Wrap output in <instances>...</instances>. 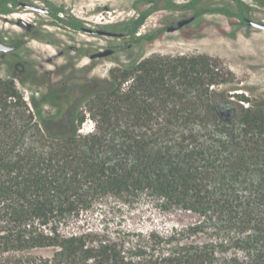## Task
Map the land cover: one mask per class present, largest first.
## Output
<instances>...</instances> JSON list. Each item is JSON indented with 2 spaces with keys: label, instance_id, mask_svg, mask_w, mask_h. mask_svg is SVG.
I'll return each instance as SVG.
<instances>
[{
  "label": "trees",
  "instance_id": "16d2710c",
  "mask_svg": "<svg viewBox=\"0 0 264 264\" xmlns=\"http://www.w3.org/2000/svg\"><path fill=\"white\" fill-rule=\"evenodd\" d=\"M22 1L0 0V15ZM204 1L135 0L134 16L102 29L132 46L161 34L139 33L161 9L246 23L243 0ZM50 14L81 28L61 6ZM216 67L205 54L138 59L111 69L104 89L61 96L53 111L42 108L46 95L32 96L30 106L0 76V264H35L20 258L30 253L46 264H264V104L219 94L226 80ZM86 116L93 127L82 132ZM107 199L200 219L131 241L66 230Z\"/></svg>",
  "mask_w": 264,
  "mask_h": 264
},
{
  "label": "rangeland",
  "instance_id": "374dc122",
  "mask_svg": "<svg viewBox=\"0 0 264 264\" xmlns=\"http://www.w3.org/2000/svg\"><path fill=\"white\" fill-rule=\"evenodd\" d=\"M23 1L48 10H51V5L61 6L66 13L78 18L82 26L94 29L136 14L132 6L135 0ZM175 1L185 3L188 0ZM243 1L249 5L246 17L264 22V0ZM203 5L231 7L233 3L231 0H205ZM192 12L161 9L151 13L139 33L156 29L163 31L150 42L130 46L121 37L74 30L49 13L32 11L20 5L8 15H0V40L17 44L11 51L0 52V76L12 78L30 106L32 96L46 95L47 102L42 104V108L53 111L63 95L82 93L84 87L90 93L106 88L110 83L111 69L120 64L154 56L175 58L205 54L226 80L224 85L216 88L219 94L234 101L237 100L234 95L243 94L249 102L264 104V29L240 23L234 16L208 11L194 16L177 30L167 31V26L192 16ZM108 46L115 49L112 54L89 57ZM249 102L239 101L243 106ZM92 127L93 121L86 116L80 130L87 132ZM82 218L80 222H70L66 230L89 228L114 239L128 241L151 231L166 234L173 226L180 228L200 219L190 211L160 213L145 201L118 205L114 199H107ZM39 252L47 257L52 255L49 250ZM20 258L26 262L46 264L35 253Z\"/></svg>",
  "mask_w": 264,
  "mask_h": 264
},
{
  "label": "water",
  "instance_id": "95a60500",
  "mask_svg": "<svg viewBox=\"0 0 264 264\" xmlns=\"http://www.w3.org/2000/svg\"><path fill=\"white\" fill-rule=\"evenodd\" d=\"M20 5H22L25 8H28L32 11H36V12H40V13H46L48 11V9L45 7H41L39 5L29 3V2H25V1H22L20 3ZM193 18H194V15H192L188 18H183V19L177 20L174 25H169V26H167L166 29H167V31L177 30V29L181 28L182 26L186 25ZM245 21L247 24H249L253 27H256L258 29H264V22L263 21H254V20L249 19V18H246ZM82 31L97 34V35L111 36V37H119L123 34L121 32L106 30V29H102V28L92 29V28H88V27H83ZM13 48H14L13 44L6 43L4 41H0V52H8V51H11ZM113 52H114V48L111 46H108L105 49L91 53L89 55V57L90 58L104 57V56L112 54Z\"/></svg>",
  "mask_w": 264,
  "mask_h": 264
},
{
  "label": "flooded vegetation",
  "instance_id": "af4514ba",
  "mask_svg": "<svg viewBox=\"0 0 264 264\" xmlns=\"http://www.w3.org/2000/svg\"><path fill=\"white\" fill-rule=\"evenodd\" d=\"M46 13H49V14H50V13H51V10H48ZM83 27H84V26L81 25L80 30H82ZM92 29H94V28H92ZM121 36H123V34H122ZM121 36H119V37H121ZM114 50H115V49H114Z\"/></svg>",
  "mask_w": 264,
  "mask_h": 264
}]
</instances>
